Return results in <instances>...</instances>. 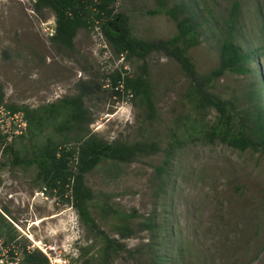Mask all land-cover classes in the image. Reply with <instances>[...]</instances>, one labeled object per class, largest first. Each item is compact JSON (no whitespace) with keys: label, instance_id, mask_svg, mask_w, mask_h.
<instances>
[{"label":"rangeland","instance_id":"obj_1","mask_svg":"<svg viewBox=\"0 0 264 264\" xmlns=\"http://www.w3.org/2000/svg\"><path fill=\"white\" fill-rule=\"evenodd\" d=\"M173 1L168 0V4ZM188 1L199 15L214 19L202 27L200 44L188 52L197 72L204 75L218 66V41L225 36L223 22L234 0ZM240 3V25L247 35L244 40L235 37L236 44L244 49H264V0ZM155 6L156 0H118L113 10L128 17L136 39L152 42L171 38L176 33L174 23L164 14H147ZM54 28L52 11H36L33 5L18 0H0L4 105L41 110L76 96L83 83L92 88L82 104L86 117L92 120L87 127L90 133L108 142L154 143L158 147L156 153L141 156L134 163L104 162L85 175L93 203L104 208L102 213L92 207L90 214L108 237L118 238L114 228L119 221L112 210L132 215L130 223L136 233L121 241L126 251L112 264L146 263L148 253L143 246L150 235L138 231V224L149 215L162 228L155 234L166 237L161 253L167 264H264V157L233 150L217 141H185L170 159L166 193L157 194L160 178L155 168L163 165L168 144L176 140L174 132L181 137L183 123L209 126L216 111L206 108L198 114L193 112L188 79L175 61L154 53L144 61L154 107L153 118L147 120L140 98L130 92L112 96L107 78L119 68L123 75H135L141 61L114 56L98 27L78 30L71 49L51 40ZM249 68L252 73L245 76L226 73L208 90L234 104L238 114L247 107L245 94L250 85L264 75V50L252 59ZM76 133L63 134L73 137ZM45 137L58 141L62 135L47 127L43 137L33 141L18 138L12 144L26 162L33 154L31 144L40 145ZM7 145L0 146V216L10 225L7 231L14 240L8 247L18 264L22 263L24 248L45 258L43 251L50 257L67 256L70 264H85L86 260L99 264V240L86 237L66 199L44 190L34 166L12 163L13 156L5 151ZM80 248L87 251L82 257Z\"/></svg>","mask_w":264,"mask_h":264},{"label":"trees","instance_id":"obj_2","mask_svg":"<svg viewBox=\"0 0 264 264\" xmlns=\"http://www.w3.org/2000/svg\"><path fill=\"white\" fill-rule=\"evenodd\" d=\"M117 1L36 0L32 5L36 11L44 8L53 12L55 28L51 40L59 46L71 49L78 30L98 27L100 35L114 56L122 57L126 61H141L142 66L138 69L140 71L135 75H123L122 69L119 68L107 78L112 88V96L130 92L132 96L140 98L146 109L147 120L153 118L154 107L144 61L154 53L163 54L175 61L188 79V96L193 112L198 114L206 108H213L216 111L215 120L211 125L205 126L197 121L199 126L194 127L190 123H183L182 136L179 137L178 132H174L176 140L168 144L163 165L155 168V173L160 178L156 193L160 195L166 193L169 182L165 174L170 159L185 141L203 140L209 143L217 141L233 150L251 151L264 157V75L250 85L249 91L245 94L247 107L239 114L235 111L234 104L221 100L208 91L213 83L226 73L239 76L252 73L249 68L252 59L263 53L262 46L244 49L236 44L235 37L244 40L247 35L240 25V0H234L227 10V17L223 22L226 27L225 36L218 41V66L204 75L197 72L188 52L200 44V38L204 34L202 27L214 19L209 20L207 16L199 15L188 0H174L171 6L168 0H156L155 8L147 11V14L150 16L164 14L174 23L176 33L166 40L147 42L132 36L126 15L114 12L113 6ZM207 15L211 17V11L207 10ZM91 94L92 88L82 83L76 96L33 111L27 107L4 105L5 92L0 83V107L4 106L12 113L23 112L27 121L28 132L18 138L27 137L33 141L43 137L47 127H52L55 132L62 135L58 141L45 137L44 143L31 144L33 154L26 162L19 158V153L14 149L12 142L6 144L5 151L13 156L14 165L34 166L37 170L36 179L43 185L44 190L69 202L77 213L86 237L98 239L101 244L97 249L99 264H112L120 253L126 251V246L121 241L136 233L130 223L132 215L112 210L119 221L114 228L118 238L108 237L90 214L92 207L102 213L104 208L99 203H93L95 198L92 190L85 184V175L104 162L134 163L141 156L156 153L158 147L154 143L108 142L90 133L87 127L92 120L86 117L82 104L84 97ZM72 130H77L73 137L63 134ZM1 145L5 146V138L0 135ZM138 226V231H147L150 235L148 242L143 246L148 253L145 264H167L168 260L164 259L161 253L166 237L157 234L162 228L156 224L155 217L149 215ZM8 228L10 225L4 224V219L0 216V238L5 239V246L14 240L7 231ZM79 250L81 257L87 252L84 248ZM22 252L26 264H48L47 259L38 251L27 252L24 248ZM85 264H89V260H86Z\"/></svg>","mask_w":264,"mask_h":264},{"label":"built area","instance_id":"obj_3","mask_svg":"<svg viewBox=\"0 0 264 264\" xmlns=\"http://www.w3.org/2000/svg\"><path fill=\"white\" fill-rule=\"evenodd\" d=\"M18 2L21 4H31L32 5L33 3L36 2V0H18ZM120 88L122 87L120 86ZM26 131H27V121L22 112L12 113L9 110H7L4 106L0 107V135L5 138V145L7 143H11L14 139L26 134ZM40 194L43 195V192H41ZM68 208H70L71 211H73V208L71 205L68 206ZM79 239H80V235L77 240ZM27 252H30V251L27 250ZM43 253L48 258L47 260L48 264H70L69 257L67 256L50 257L46 254V252L43 251ZM0 264H18V258L16 257L14 258L12 249H9L8 245L5 246L4 241L0 242ZM21 264H26L23 258V254H22Z\"/></svg>","mask_w":264,"mask_h":264},{"label":"bare ground","instance_id":"obj_4","mask_svg":"<svg viewBox=\"0 0 264 264\" xmlns=\"http://www.w3.org/2000/svg\"><path fill=\"white\" fill-rule=\"evenodd\" d=\"M34 244H35L36 247L40 248V244H39V242L34 241Z\"/></svg>","mask_w":264,"mask_h":264}]
</instances>
